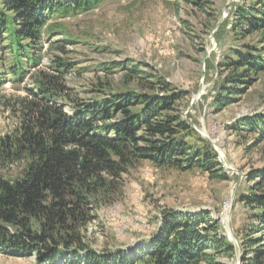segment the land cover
Returning a JSON list of instances; mask_svg holds the SVG:
<instances>
[{"label": "trees", "instance_id": "trees-1", "mask_svg": "<svg viewBox=\"0 0 264 264\" xmlns=\"http://www.w3.org/2000/svg\"><path fill=\"white\" fill-rule=\"evenodd\" d=\"M102 1L0 0V85L9 76L17 83L32 79L19 124L0 136V168H20L16 177L0 173V251L35 256L36 264H228L221 257L233 256L238 245L207 210L164 211L147 247L131 253L98 250L88 240L97 208L115 202L123 176L143 161L228 177L216 150L194 129L193 114H185L190 91L149 63L105 62L104 77L90 88L68 84L78 62L66 48L75 41L63 33L50 41L59 28L53 17L88 12ZM193 3L210 7L206 0ZM226 23L223 33L235 41L253 40L224 46L217 38L222 48L212 53L219 61L211 101L217 113L239 102L264 72V0L238 1ZM48 41L61 53L46 64ZM118 73L119 80L109 78ZM231 126L264 142V112ZM245 179L234 207L247 210L238 230L243 260L264 264V165Z\"/></svg>", "mask_w": 264, "mask_h": 264}, {"label": "rangeland", "instance_id": "rangeland-1", "mask_svg": "<svg viewBox=\"0 0 264 264\" xmlns=\"http://www.w3.org/2000/svg\"><path fill=\"white\" fill-rule=\"evenodd\" d=\"M206 1L210 2L207 10L195 5L193 0H103L88 12L53 17L59 28L50 41L64 36L75 41L66 48L74 50V61L78 62L68 75L70 86L90 88L98 77H104L101 65L105 62L132 58L149 63L175 87L190 91L185 113L191 112L196 119L193 125L216 141L223 157L222 167L225 164L234 168L226 172L228 177L212 178L197 168L184 171L143 161L123 176L121 193L115 202L97 208V218L89 227L88 237L95 249L123 247L131 253L133 248H146L163 212L169 209L210 211L220 219L224 233L236 244V237L239 240L238 230L245 225L247 210L240 206L234 209L235 202L249 170L264 165V142L257 143L255 133L236 130L231 125L241 116L264 112V72L239 102L219 113L213 110L211 101L218 77L214 65L219 58L212 53L220 52L221 47L217 38L224 46L253 39L237 42L229 32L223 33L224 25L229 28L230 23L227 26L226 22L234 4L240 0ZM52 42L44 44L46 64L52 55L61 53ZM120 76L118 73L109 78L119 80ZM201 82L204 92L189 110ZM31 86L30 76L21 83L9 76L0 85V136L19 124L22 104L28 97L27 88ZM66 109L71 111L70 106ZM19 171V165L0 168V173L9 177H16ZM234 195L230 228L226 215ZM221 260L244 264L242 245L233 256H223ZM0 264L36 262L35 256L20 257L0 251Z\"/></svg>", "mask_w": 264, "mask_h": 264}, {"label": "water", "instance_id": "water-1", "mask_svg": "<svg viewBox=\"0 0 264 264\" xmlns=\"http://www.w3.org/2000/svg\"><path fill=\"white\" fill-rule=\"evenodd\" d=\"M223 20V18L221 19V21ZM220 21V22H221ZM219 22V23H220ZM218 23V24H219ZM212 34H213V32H212ZM217 42L215 41V44H216ZM212 50H213V48H212ZM203 82H201V84H200V86H199V90H198V92L197 93H195L193 96H192V99H191V103H190V106H189V110H191L192 109V107H193V105L198 101V99L202 96V94H203ZM188 112V111H187ZM187 112L185 113V114H187ZM185 118H187L186 117V115H185ZM193 127H194V129H196L203 137H205L206 139H207V141L216 149V151H218L217 149V146H216V141L215 140H213L210 136H208L207 134H205V133H202V132H200L194 125H193ZM218 153H219V160H220V162H222V160H223V157H222V154L218 151ZM224 170H225V172H228V171H233L234 170V168H232V167H230V166H227V165H225L224 164ZM234 201H235V195L231 198V201L229 202V206H228V213H227V215H226V222H227V225H229V227L231 228L232 227V224H231V219H230V212L232 211V207H233V205H234ZM225 218V217H224ZM225 220V219H224ZM224 222V221H223ZM225 222V223H226ZM236 242H237V244H238V246H239V248H240V250H241V243H240V241L237 239V237H236Z\"/></svg>", "mask_w": 264, "mask_h": 264}]
</instances>
